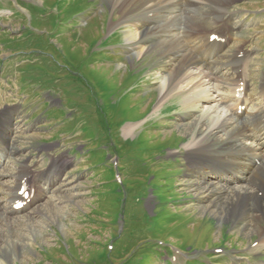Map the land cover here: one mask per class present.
I'll return each instance as SVG.
<instances>
[{
	"label": "rangeland",
	"instance_id": "374dc122",
	"mask_svg": "<svg viewBox=\"0 0 264 264\" xmlns=\"http://www.w3.org/2000/svg\"><path fill=\"white\" fill-rule=\"evenodd\" d=\"M34 1L0 0V8L12 14L0 10V76H12L22 108L31 119L44 118L47 128H35L19 110L8 167L44 171L53 159L67 165L53 194L49 190L30 209L34 218L7 229L1 264H166L170 249L179 264L187 255L195 258L185 264H264V248L251 249L259 237L246 227L253 219L228 216V204L213 203L208 187L183 164L181 142L202 132L197 113L182 104L180 94L170 95L160 113L153 109L164 75L159 52L149 48L137 56L129 53L124 29L122 43L115 31L107 34L110 18L121 14L105 0ZM227 10L235 13L232 21H241L234 37L255 49V93L264 72V0H232ZM78 11L81 17L74 18ZM119 45L126 57L108 49ZM6 83L0 79V108L14 102L13 93L4 94ZM48 92L57 103L44 96ZM141 118L133 134L124 136L121 127ZM55 140L63 143L48 144ZM175 144L180 150L165 148ZM114 157L124 180L121 191L110 173L108 159ZM118 209L124 225L116 223ZM261 214L257 223L264 226Z\"/></svg>",
	"mask_w": 264,
	"mask_h": 264
},
{
	"label": "bare ground",
	"instance_id": "6f19581e",
	"mask_svg": "<svg viewBox=\"0 0 264 264\" xmlns=\"http://www.w3.org/2000/svg\"><path fill=\"white\" fill-rule=\"evenodd\" d=\"M105 1L118 8L121 14L119 21L111 23L110 29L118 25L127 27L126 42L135 55L149 48L159 52L163 67L160 72L164 75L154 110L170 95L180 94L182 104L197 113L194 120L202 127V132L183 145L187 150L188 171L208 187V197L214 196L213 203L228 204V216L253 219L246 227L257 232L259 237L251 249L253 252L261 250L264 226L257 221L264 211V72L259 91L250 92L251 52L234 47L232 53H223L226 40L222 44L209 42V35L216 32L208 33L209 27L200 30L194 21L195 14L212 15L218 23L214 29L222 34L228 24L226 15L221 13L231 0ZM216 13L219 14L215 16ZM238 53L243 54L238 57ZM227 67L232 70L229 76L226 75ZM244 106L239 113L238 108ZM134 128V124L124 125L123 134H131ZM2 140L4 135L0 132ZM217 144L223 146L216 147ZM2 149L0 147V194L4 193L7 198L0 200V264L2 255L7 253L3 247L9 237L7 229H15L34 218L29 209L48 198L51 188L49 180L45 186L37 181L30 182V200L15 211L12 204L21 199L17 190L24 177L21 171L24 166L21 164L16 170H10ZM13 243L12 247L19 246Z\"/></svg>",
	"mask_w": 264,
	"mask_h": 264
}]
</instances>
